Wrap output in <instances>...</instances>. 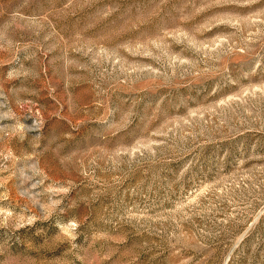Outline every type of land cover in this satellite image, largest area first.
I'll return each instance as SVG.
<instances>
[{"label": "rangeland", "instance_id": "obj_1", "mask_svg": "<svg viewBox=\"0 0 264 264\" xmlns=\"http://www.w3.org/2000/svg\"><path fill=\"white\" fill-rule=\"evenodd\" d=\"M0 264H264V0H0Z\"/></svg>", "mask_w": 264, "mask_h": 264}]
</instances>
